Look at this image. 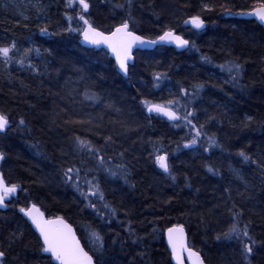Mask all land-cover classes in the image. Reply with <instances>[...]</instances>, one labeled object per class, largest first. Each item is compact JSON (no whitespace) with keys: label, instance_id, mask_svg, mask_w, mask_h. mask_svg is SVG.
I'll return each mask as SVG.
<instances>
[{"label":"trees","instance_id":"1","mask_svg":"<svg viewBox=\"0 0 264 264\" xmlns=\"http://www.w3.org/2000/svg\"><path fill=\"white\" fill-rule=\"evenodd\" d=\"M113 1L87 0V12L67 0H28L25 14L0 5V47L16 46L10 60L0 57V113L9 119L0 173L19 188L0 209L2 264H55L20 211L31 204L73 226L95 264H171L163 232L173 225L205 264H264V30L225 18L260 0ZM79 15L101 32L128 20L139 36L174 31L191 45L135 52L123 79L103 50L81 44ZM195 15L211 28L190 36L182 24ZM88 94L94 108L83 104ZM145 100L178 101L171 107L192 113L195 128L179 120L184 131L174 135L173 124L145 114ZM233 225L240 234L226 238Z\"/></svg>","mask_w":264,"mask_h":264},{"label":"snow or ice","instance_id":"2","mask_svg":"<svg viewBox=\"0 0 264 264\" xmlns=\"http://www.w3.org/2000/svg\"><path fill=\"white\" fill-rule=\"evenodd\" d=\"M78 3L82 12H87L89 10V3L87 0H67L66 6L72 7L74 4ZM120 7V5H118ZM249 15L256 16L261 22H264V0H260L259 6H254L253 10L248 13ZM79 20H83L86 27L84 28L82 35L86 41L93 45L106 44L107 47L115 55L116 62L119 66V69L127 75L128 73V61L132 59L131 50L134 45L145 43L144 39L141 36L136 35L134 32L129 30V21L124 20L118 26L115 27V30L111 32L110 35H105L103 32L98 31L94 28L83 15H79ZM71 16L68 17L69 28L68 31H76V29L71 28ZM185 23H191L196 29H201L204 27V20L201 19L199 15L192 16L189 21ZM42 32H46V29H41ZM159 41H169L174 42L177 47H184L189 44L188 40L183 39L181 36L175 35L172 31H166L162 36L158 37ZM150 44H155L156 41H149ZM15 43L8 47H0V57H3L5 61L11 59L10 53L15 49ZM31 51V49L26 50V52ZM39 51L38 49L36 50ZM21 65L24 64V60L20 59L17 61ZM223 67V66H222ZM237 71L240 69V65H234ZM232 70L231 67L228 69ZM156 79H160V75H156ZM182 91H184L182 89ZM91 98V97H90ZM146 106L148 112L159 113L166 116L169 120H185L188 125H192V121L188 119L192 113H187L184 116L178 115L176 111L173 110L171 105L178 103V101L169 100L165 104H154L150 101H142ZM248 119H251L249 117ZM21 124L24 123L23 120L20 121ZM9 126V119L4 113H0V132L6 130ZM195 128V125H192ZM203 127V125H201ZM200 131L196 130V136L200 135ZM77 145L82 150L92 151V146L90 142L81 140L79 137L76 138ZM196 143V138L194 137L190 144L194 145ZM189 144H186L185 147H188ZM245 160H248L249 157L245 155L244 152L240 153ZM4 158V154L0 153V159ZM102 160V158H101ZM156 163L161 169L165 172H169V165L167 163L166 155H157ZM68 172H72L73 169L69 168ZM209 171H212L209 168ZM78 172V170H77ZM115 175V173H112ZM67 175V173H66ZM68 179L71 180L72 177L68 176ZM175 179V177H173ZM18 185L16 184H7L4 180L2 174H0V206H5V199L13 195L17 191ZM98 189L96 192H91L89 194L81 193L85 198H88V195H97ZM100 199H103V194H99ZM94 207V205H90ZM107 207V205H105ZM21 212H24L28 216L32 223L40 232V236L43 239L42 251L45 253H50L51 258L58 262V264H94L93 256L89 255L87 251L81 246L79 240H77L71 226L64 222L62 217H57L55 220H44L43 213H39V210L33 207L31 209L25 210L20 209ZM233 233L237 235L240 234V230L233 225L229 232L224 233L223 235L228 238ZM168 235V244L171 248V253L173 259H175L176 264H184V253H187L190 264H204V261L201 259L199 253L194 252L190 247L187 246L184 237V228L183 225H175L167 229ZM243 237L248 238L249 243H244L243 248L246 253L251 254L253 249L252 245L256 243L255 240L249 236L247 227L242 232ZM92 236L96 241L102 242V237L97 233H92ZM219 238V237H218ZM243 243V242H242ZM102 246V243H101ZM5 253L0 251V258H3ZM0 264H2V259H0Z\"/></svg>","mask_w":264,"mask_h":264},{"label":"water","instance_id":"3","mask_svg":"<svg viewBox=\"0 0 264 264\" xmlns=\"http://www.w3.org/2000/svg\"><path fill=\"white\" fill-rule=\"evenodd\" d=\"M252 11V10H251ZM251 11H249V12H247L245 15H241V17H243V18H250V19H253L263 30H264V22H261L256 16H254V15H249L248 13H250ZM190 20V18H188V19H186V21H189ZM185 25H189V26H191V27H193L192 26V24L191 23H184ZM193 28H195V27H193ZM115 30V29H114ZM113 30V31H114ZM172 32H174V31H172ZM111 33H109V34H105V35H110ZM136 34V33H135ZM164 34V33H163ZM162 34V35H163ZM174 34H175V32H174ZM137 35V34H136ZM161 35V36H162ZM176 35V34H175ZM139 36V35H138ZM179 36V35H178ZM143 39H144V41H145V43L143 44V45H140V44H136V45H134L133 46V48H132V50H131V55H132V59H130L129 61H128V67L129 66H131L132 64H133V53L134 52H137V51H150V50H153L155 47H174V48H178V49H181V48H185L186 46H184V47H177V45L174 43V42H169V41H159L158 40V38L157 39H155V40H151V39H147V38H144V37H142ZM149 41H156V43L155 44H150V43H148ZM81 43H82V45H84L85 47H87V48H90V49H95V50H104L107 54H108V56H109V58L113 61V63L115 64V66H116V68H117V70H118V72H119V74L123 77V78H127V75H125V73L124 72H122L120 69H119V66H118V64H117V62H116V58H115V55L112 53V51L107 47V45L106 44H100V45H93V44H90L88 41H86L85 39H84V37H83V35H82V40H81ZM147 113L148 114H151V115H153V114H156V115H159L160 117H162V118H165V119H167L168 121H170V122H176V121H178V120H176V121H173V120H169L166 116H164V115H162V114H159V113H155V112H152V113H150V112H148V110H147ZM4 132V131H3ZM3 132H0V133H3ZM3 159H0V162L2 161ZM1 174V173H0ZM18 190V189H17ZM17 192V191H16ZM15 192V193H16ZM14 193V194H15ZM13 194V195H14ZM13 195H11V196H13ZM35 206V208L36 209H38L39 210V213H43V211L38 207V206H36V205H34ZM4 206H0V209H2ZM33 207V204H31V205H29L28 207H26L25 208V210H28V209H31ZM22 214H23V216H24V218L27 220V222L29 223V225L31 226V228H32V230L35 232V234L38 236V238H39V240H40V242H41V245H43V239H42V237L40 236V232H39V230L36 228V226L32 223V221H31V219L28 217V216H26L25 214H24V212H21ZM57 217H47L44 213H43V219L44 220H55ZM64 220V219H63ZM64 222L65 223H67L65 220H64ZM67 224H69V223H67ZM70 225V224H69ZM71 226V225H70ZM71 228H72V230H73V232H74V234H75V236H76V238H77V240H79V238H78V236H77V234H76V232H75V230H74V228L71 226ZM171 228V227H170ZM169 229V228H168ZM184 237H185V242H186V244H187V246H188V241H187V238H186V235H185V230H184ZM79 242H80V240H79ZM80 244H81V246L83 247V245H82V243L80 242ZM164 244H165V246H166V248H167V251L169 252V254H170V263L171 264H176V261H175V259H173V257H172V253H171V248H170V246H169V244H168V235H167V229L165 230V232H164ZM84 248V247H83ZM84 250H85V248H84ZM193 250V249H192ZM86 251V250H85ZM194 252H196L195 250H193ZM198 253V252H197ZM43 254H45L46 256H49L50 258H51V254L50 253H45V252H43ZM200 255V254H199ZM200 257H201V259L203 260V258H202V256L200 255ZM52 259V258H51ZM53 260V259H52ZM94 260V259H93ZM204 261V260H203ZM53 262L55 263V264H58V262L57 261H55V260H53ZM95 264V263H94ZM184 264H190V261H189V259H188V255H187V253H184ZM204 264H205V262H204Z\"/></svg>","mask_w":264,"mask_h":264},{"label":"bare ground","instance_id":"4","mask_svg":"<svg viewBox=\"0 0 264 264\" xmlns=\"http://www.w3.org/2000/svg\"><path fill=\"white\" fill-rule=\"evenodd\" d=\"M2 1H4V0H0V5H1V7H8V8H11V9H13V10H15V6H16V3H14V4H6V5H2ZM121 3L123 2V0H121L120 1ZM26 4L27 5H25L24 6V8H21V10H19V14H25L24 12L26 11V10H28L29 9V6H28V0H26ZM109 4L110 5H113V4H116L113 0H109ZM73 7V6H72ZM71 7V8H72ZM258 7V6H257ZM116 12H118V11H121V10H117V9H114ZM251 10H253V8L252 9H250V10H248V11H246L245 13H243V14H237L236 16L234 15V14H231V13H227L226 15H225V18H234V17H236V18H239V19H250V18H243V17H241V15H245L247 12H249V11H251ZM16 11V10H15ZM250 20H253V19H250ZM186 21V20H185ZM185 21L183 22V24H182V26L187 30V32L189 33V35L191 36V34H194V33H196V34H202L203 32H205L206 31V29H207V27H208V29L209 28H211V27H209L208 26V24L205 22L204 23V27L203 28H201V29H196V28H193V27H191V26H189V25H185L184 23H185ZM254 21V20H253ZM255 22V21H254ZM256 23V22H255ZM84 24V23H83ZM257 24V23H256ZM258 25V24H257ZM85 27H86V25H84ZM259 26V25H258ZM84 27V28H85ZM260 27V26H259ZM212 28L214 29V26H212ZM84 30V29H83ZM83 30H82V32H83ZM163 34V33H162ZM162 34H160L159 36H161ZM176 35H179V36H181L183 39H185V40H188L189 41V44L185 47V48H181V49H178V48H174V47H155L153 50H155V49H158V48H173V49H175V50H178V51H183V50H186V49H188L189 47H190V45H191V39L192 38H185L184 36H182V35H180V34H177V33H175ZM159 36H157V37H154V38H147V39H151V40H155V39H157ZM193 36V35H192ZM190 39V40H189ZM81 40H82V33H81ZM153 50H150V51H153ZM150 51H138V52H150ZM117 72H118V70H117ZM118 74H119V72H118ZM213 75L214 76H216V77H219L220 78V81L221 82H223L224 84H228L227 83V81H225L222 77H221V75H222V73H219L218 72V74H216V73H213ZM119 76L121 77V78H123L120 74H119ZM128 78V77H127ZM123 79H125V78H123ZM91 97V98H90ZM95 100V101H94ZM83 101H84V103L83 104H85V105H87V106H90L91 108H94V105H95V103H96V105H97V102H96V98H95V96L94 95H92V94H88V95H85V97L83 98ZM173 110L174 111H176L177 113H178V115H180L179 114V112L177 111V110H175L174 108H173ZM144 112H145V114L147 115V116H153V117H158V118H160V119H162V120H164L165 122H167L168 124H173L174 125V127L171 129V132L174 134V135H176V134H179L180 132H183L184 131V127L182 126V125H177V124H179L180 122H179V120L178 121H176V122H170V121H168L167 119H165V118H162V117H160L159 115H156V114H153V115H151V114H148L147 113V108H146V106H145V108H144ZM200 114H202L201 112H200ZM199 113H198V115H200ZM181 116V115H180ZM191 118V117H190ZM190 118H188V119H190ZM192 118H194V116H192ZM191 118V119H192ZM189 141V140H188ZM201 147V146H200ZM204 149V148H203ZM207 149V148H206ZM206 149H204L203 151H205ZM202 151V150H201ZM163 170V169H162ZM164 171V170H163ZM165 172V171H164ZM18 190H17V192L19 191V188H17ZM65 220V219H64ZM66 221V220H65ZM67 222V221H66ZM68 223V222H67ZM173 226H175V225H173ZM173 226H170V227H173ZM73 227V226H72ZM169 227V228H170ZM74 228V227H73ZM166 229H168V228H166ZM165 229V230H166ZM75 230V229H74ZM165 230H164V232H165ZM164 232H163V243H164ZM185 235H186V238H187V241H188V237H187V233H186V231H185ZM165 245V244H164ZM166 247V246H165ZM167 249V248H166ZM169 253V252H168ZM90 255V254H89Z\"/></svg>","mask_w":264,"mask_h":264},{"label":"rangeland","instance_id":"5","mask_svg":"<svg viewBox=\"0 0 264 264\" xmlns=\"http://www.w3.org/2000/svg\"><path fill=\"white\" fill-rule=\"evenodd\" d=\"M2 2H3L2 5H6V4H9V3L10 4L16 3V6L14 8L18 12H19V10H21V8H24V6L27 5L26 4V0H4ZM84 25L85 24L81 23V26H82L83 29L85 27Z\"/></svg>","mask_w":264,"mask_h":264}]
</instances>
